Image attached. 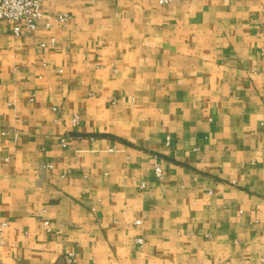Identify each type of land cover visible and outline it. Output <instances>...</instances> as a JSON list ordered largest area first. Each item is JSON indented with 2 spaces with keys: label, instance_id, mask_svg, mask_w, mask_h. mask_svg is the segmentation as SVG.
<instances>
[{
  "label": "crops",
  "instance_id": "0c3cea01",
  "mask_svg": "<svg viewBox=\"0 0 264 264\" xmlns=\"http://www.w3.org/2000/svg\"><path fill=\"white\" fill-rule=\"evenodd\" d=\"M44 12L0 19V264H264V0Z\"/></svg>",
  "mask_w": 264,
  "mask_h": 264
},
{
  "label": "built area",
  "instance_id": "2783aa9c",
  "mask_svg": "<svg viewBox=\"0 0 264 264\" xmlns=\"http://www.w3.org/2000/svg\"><path fill=\"white\" fill-rule=\"evenodd\" d=\"M49 0H0V19L8 21L12 26L15 35H21L24 31H34L37 29L40 21L44 18V3ZM174 0H159L161 4H170ZM67 13H54L46 15L45 25L48 27L51 20L65 22L69 18ZM51 43L55 44V38H51ZM45 45V43H42ZM79 116L75 115L73 122L78 123ZM65 138L63 141L65 142ZM155 171L159 177L162 176V168L155 165ZM140 221L138 220L137 223ZM7 225V222L1 224V230ZM142 238L138 242L142 243Z\"/></svg>",
  "mask_w": 264,
  "mask_h": 264
}]
</instances>
